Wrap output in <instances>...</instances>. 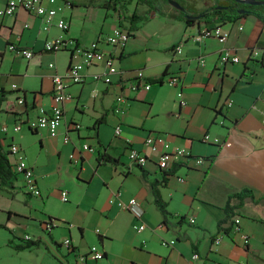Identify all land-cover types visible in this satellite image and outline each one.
I'll return each mask as SVG.
<instances>
[{
  "label": "crops",
  "instance_id": "0c3cea01",
  "mask_svg": "<svg viewBox=\"0 0 264 264\" xmlns=\"http://www.w3.org/2000/svg\"><path fill=\"white\" fill-rule=\"evenodd\" d=\"M7 1L0 0V6ZM183 1L154 0L150 6L132 1L123 13L135 10L142 19L131 30L128 21L120 20L119 6L107 5L108 0L45 2L58 8L56 19L69 22L65 32L55 21L44 30L39 16L21 8L0 17V126L7 125L0 138L6 149L12 142L20 145L40 190L38 196L27 193L18 174L0 179V215L11 233L4 238L0 264H53L51 257L59 264H74L76 254L91 245L102 249L104 257L87 264H264V23L244 15L220 22L227 32L224 43L215 37L195 41L199 30L219 23L202 15L220 0L205 5ZM187 17L193 18L189 24ZM118 25L130 32L121 49L102 40ZM57 37L67 41L66 48L46 51L45 41ZM95 40L116 56L120 72L109 84L93 78L104 72L102 63L83 62L81 50ZM9 44L34 55L25 59ZM222 47L230 48L239 61L219 68ZM251 48L259 54L250 57ZM70 65L79 66L82 80L68 84L72 97L63 105L58 134L30 130L25 121L50 110L52 75L64 74ZM135 70L152 81L148 89L130 92L122 85L123 79L136 81ZM175 74L179 82L166 83ZM120 94L125 101L118 114L114 108ZM17 97L23 98L22 104L14 103ZM17 121L22 126L14 130ZM74 123L78 129L72 128ZM117 125L119 135L114 132ZM206 132L221 143L202 142ZM149 134L164 136L171 148L183 147L203 163L160 169L144 145ZM84 143L93 150L82 149ZM129 148L149 155L145 165L131 164ZM71 153L79 157L77 163ZM153 188L166 212L155 202ZM61 190L67 191L66 202L60 199ZM18 196L23 204L16 203ZM131 197L137 205L122 208L110 202ZM49 218L55 225L48 240L42 233L35 236L45 249L13 247L24 243L16 238L28 234L29 222L38 221L42 230L41 222ZM235 218L240 219L237 231ZM138 223L144 224L142 230L134 228ZM217 235L219 244L213 242ZM66 237L69 250L61 243ZM163 240L174 242L165 246Z\"/></svg>",
  "mask_w": 264,
  "mask_h": 264
},
{
  "label": "built area",
  "instance_id": "2783aa9c",
  "mask_svg": "<svg viewBox=\"0 0 264 264\" xmlns=\"http://www.w3.org/2000/svg\"><path fill=\"white\" fill-rule=\"evenodd\" d=\"M52 0H8L5 5L0 6V17L4 15H13L18 9H24L27 12L33 13L39 16L42 20V27L44 30H48L54 23L62 31L66 30L68 27V22L63 17L56 16L58 14V8L46 6L45 2ZM238 30L242 29V26H238ZM208 37H215L219 42L224 43L227 39V32L223 30L220 23L214 24L213 26L203 28L199 30L196 34L193 35V40L201 41ZM130 38V32L127 28H124L120 25L113 28V30L108 33L105 37L102 38L103 41L113 45L116 49H121L125 46L126 42ZM98 41H92L87 47L81 50L83 55V62L87 65H92L95 63H102L105 70L99 74H94V80L100 79L102 82L109 84L112 82V76L119 73V69L116 63V56L109 52L103 50L98 46ZM67 46V41L62 37H57L54 39L46 40L44 43V49L50 52H57L65 49ZM8 48L14 53L21 55L25 59H30L33 57L34 53L30 49L26 48H16L13 44H9ZM176 52L180 53L181 45L175 47ZM79 50V49H78ZM259 54L258 48H251L250 57H255ZM238 62L239 57L233 53L230 48L222 47L218 54L217 64L221 68L228 62ZM203 62V60H201ZM49 67H53V63L48 64ZM134 75L136 78L135 82H130L123 79L122 85L129 90L130 92L137 91L139 88L148 89L151 85L149 81H146V78L143 75L141 70H135ZM82 80L79 73L78 65H70L67 71L64 74L54 73L52 75V104L49 112L38 115L34 118H28L25 123L28 125L30 130L46 129L50 136H56L58 134V127L61 124L63 118V105L68 101L72 95L67 90L69 82L76 83ZM180 80L178 74L172 75L166 79V83L169 85H176ZM178 96L180 97V104H185V101L182 99V93L179 92ZM125 101L123 94L117 95L116 104L114 111L116 113H122L123 107L122 104ZM15 104H22L23 98L17 97L14 101ZM230 103V102H229ZM73 129H78L79 124L74 123ZM22 126L21 121H17L13 125L14 130H19ZM2 132L7 131V125L3 124L0 126ZM116 135L121 133L120 125H117L114 128ZM69 136L66 134L64 136V142H68ZM201 141L205 143H221V140L217 137L211 136L209 133H204L201 137ZM144 145L149 149V151L155 154V161L157 166L162 170H169L175 164L182 162L188 163L189 166L196 164L197 166L203 163V158L201 157H192L189 152L183 147L171 148L168 140L159 134H149L144 138ZM9 157H11L10 164L13 167V170L20 174L23 178L24 189L27 193L38 196L40 190L37 187L35 176L32 170V167L28 164L25 154L21 149L20 145L17 143H10L8 145ZM82 149L92 151L93 147L84 143L82 144ZM70 158L74 163L79 161V157H76L74 153L70 154ZM128 159L131 164L137 166H143L149 159V155L145 154L136 149L129 148L128 150ZM60 199L63 202L68 200V194L66 190H61ZM116 201V204L119 207L127 208L132 205H137V200L134 197L129 198L127 201L121 199L110 200V202ZM190 222H193L194 219L190 218ZM240 219L235 218V227L234 229L239 230ZM55 225V221L45 220L42 222L41 226L44 230H50ZM134 228L137 230H142L144 228L143 223L134 224ZM244 242L248 241L246 234L242 235ZM25 240H31V237L28 234L23 236ZM221 241V235H217L213 242L219 244ZM173 240H163L162 244L165 246L172 245ZM62 245L68 248L71 247L70 238H64L62 240ZM104 251L96 245H91L85 252H78L75 256L74 264H87L88 260L98 261L103 259ZM193 258H197V254H193ZM219 264V263H216Z\"/></svg>",
  "mask_w": 264,
  "mask_h": 264
},
{
  "label": "trees",
  "instance_id": "16d2710c",
  "mask_svg": "<svg viewBox=\"0 0 264 264\" xmlns=\"http://www.w3.org/2000/svg\"><path fill=\"white\" fill-rule=\"evenodd\" d=\"M132 1L136 3L145 2L150 6L151 2H153L154 0H108L107 2V5L111 4L115 6L117 4L119 6L118 14H119L120 20L128 21L130 30L135 29V23L142 19V17L138 15L135 10L130 15H125L123 13L125 7L128 4H130ZM174 1L180 4H183L184 2L183 0H174ZM226 1L227 0L217 1L213 6H211L206 12L203 13L202 18L206 19V21L207 20L210 21V19H215L217 22L220 23V22H226V21H230V22L235 21L237 18L241 16L252 14L264 23V3L250 4V3L236 2L235 0H229L232 2V5H227ZM237 8H241L244 11L241 13L240 10ZM192 19L193 18L187 17L185 18V21L189 24L193 21ZM68 28H69V22H68V27L66 28V30H68ZM66 30H64L63 32H65ZM146 81H149L150 83L152 82L149 79H146ZM154 81H159V79H156ZM2 100H3V96L0 95V104ZM16 175L17 173L13 170V167L10 164L9 150L8 148L6 149L2 145L1 138H0V179L2 181H6ZM247 193H249L248 190H247ZM153 195L155 198V202L159 205L160 209L163 212H166V209H165L166 204L161 199L160 194L155 188H153ZM48 220L54 221V218H49ZM22 240L24 241L23 244H16V245L12 244L13 247L15 249H25V248H29L32 246H38L41 243L39 239H35V240L22 239ZM9 243L11 244V241H9Z\"/></svg>",
  "mask_w": 264,
  "mask_h": 264
},
{
  "label": "rangeland",
  "instance_id": "374dc122",
  "mask_svg": "<svg viewBox=\"0 0 264 264\" xmlns=\"http://www.w3.org/2000/svg\"><path fill=\"white\" fill-rule=\"evenodd\" d=\"M196 1L199 2V4L205 5V4H208L209 2H211L212 0H196ZM18 175H19V177L21 176L20 174H18ZM18 179H19V178H18ZM21 194H22V193H21ZM16 203H17L18 205H19V203H20V204H23L22 201H21V197H20V196L17 197V199H16ZM35 209H36L37 211H41L40 208H39L38 206H36ZM0 221H1V222H0V254H1L2 251H3V249L5 248L4 238L7 237L8 235L10 236L11 233H10V230H9L7 227H5V225H4V223H5V218H3L2 215H0ZM26 230H27V233H28V235L31 237L32 240H33V239H37V238H35V236H38L39 233H42V234H41L42 237H43V238L46 237L47 240H48V233H49V230H44V229L40 230L39 222H38V221H36V222H29V223H28V227H27ZM19 233L22 234V232H19ZM16 241H17V242H22V239H21V238H16ZM42 243H43V242H42V240H41L40 245H38V246L41 248V250L45 249ZM46 254H48V253H46ZM17 259H19V258H15V259H13V260H17ZM51 260H53V264H59V263L57 262V260H56V259H53L52 257H51ZM54 262H55V263H54ZM20 263H21V264H25V261L21 260Z\"/></svg>",
  "mask_w": 264,
  "mask_h": 264
},
{
  "label": "water",
  "instance_id": "95a60500",
  "mask_svg": "<svg viewBox=\"0 0 264 264\" xmlns=\"http://www.w3.org/2000/svg\"><path fill=\"white\" fill-rule=\"evenodd\" d=\"M235 1L242 3H250V4L264 3V0H235Z\"/></svg>",
  "mask_w": 264,
  "mask_h": 264
},
{
  "label": "flooded vegetation",
  "instance_id": "af4514ba",
  "mask_svg": "<svg viewBox=\"0 0 264 264\" xmlns=\"http://www.w3.org/2000/svg\"><path fill=\"white\" fill-rule=\"evenodd\" d=\"M226 2H227V5H232V2L229 1V0H227ZM234 6H235V5H234ZM237 9H239L241 13L244 11V10L241 9V8H237ZM207 10H208V9H207Z\"/></svg>",
  "mask_w": 264,
  "mask_h": 264
}]
</instances>
